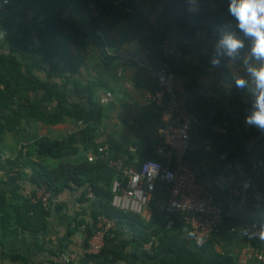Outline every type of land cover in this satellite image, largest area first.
Returning a JSON list of instances; mask_svg holds the SVG:
<instances>
[{
  "label": "crops",
  "instance_id": "1",
  "mask_svg": "<svg viewBox=\"0 0 264 264\" xmlns=\"http://www.w3.org/2000/svg\"><path fill=\"white\" fill-rule=\"evenodd\" d=\"M65 1L61 24L63 33L53 59L62 78L55 79V82L63 84L68 79L69 102L85 110L90 108L89 97L93 95L102 108L101 118L94 121L93 126L74 118H68L58 125L35 119L27 134L5 133L0 143V190L7 191L10 196L16 184H19L24 196L32 195L35 189L32 166L40 161L36 154L32 155L33 144L38 138L63 140L73 134L78 135L77 152L65 161L75 164L84 160L97 161L94 143L98 146L108 143L112 150L111 157L115 158L126 154L135 156L138 151L131 152L130 148L137 147L138 150L137 145L143 139L156 141L159 116L157 110L147 104V100L154 88V70L150 67L155 69L162 60L160 46L164 38L171 39L184 49L183 55L173 60L171 66L177 78L176 90L185 98L189 110L198 114L206 110L218 112L221 108L233 109V117L239 123L234 127V134L238 136L234 143L230 140L233 136L230 132L226 135L197 133L198 146L203 153L197 165L201 182L211 187L218 198H223L234 182V174L228 171L227 165L235 155H241L252 164L264 160V130L255 123L246 122V117L258 110L255 95L259 94L248 69H258L264 60L252 55L254 38L246 36L238 24L233 26L238 30L226 27L223 30L219 22H214L220 0H191L175 10L171 4L176 0H172L169 4L164 3V16L162 14L156 22L150 21V15L163 0H128V5L137 11L135 15L113 7L111 0ZM207 3L210 4L209 8H206ZM23 4L14 5L4 13L13 20L11 26H14V31H18L21 22L17 11H21ZM90 4L96 8L97 15L93 14ZM27 6L32 8L31 4ZM27 15L28 20L37 26L30 36V41L37 46L38 30L43 27L45 14L39 9H30ZM229 32L243 42L234 59L226 55L225 49L217 50L219 40ZM4 41V37L0 36V54L6 50ZM148 50L151 55L147 54ZM213 59L218 60L219 64L213 65ZM39 74L41 77L44 75ZM237 78L246 81L244 88L236 87ZM237 101H243L246 107L236 110ZM80 121L83 122L82 126L79 125ZM84 129L93 132H88L84 137L80 133ZM58 162L50 159L43 161V164L55 168ZM71 186L62 188L56 196H52L45 232L36 236L13 227L3 231L0 229V264H64L59 257L64 253L77 254L75 263H80L94 236L87 238L86 225L91 221V211L98 209L99 203L92 194L81 201L84 188ZM158 205L154 199L151 206L141 213L147 224L154 221V208ZM108 240L110 249L123 251L124 254L108 264H127L133 249L132 246L123 248L132 243L133 233L128 227L116 223ZM246 248L240 253L235 252L240 262ZM216 249L222 251L218 245ZM12 255L18 258L12 259ZM82 264L97 263L85 261Z\"/></svg>",
  "mask_w": 264,
  "mask_h": 264
},
{
  "label": "trees",
  "instance_id": "2",
  "mask_svg": "<svg viewBox=\"0 0 264 264\" xmlns=\"http://www.w3.org/2000/svg\"><path fill=\"white\" fill-rule=\"evenodd\" d=\"M6 1L9 2L6 10L14 5L24 4L21 11H17V17L20 16L21 18L18 31H14V26H11L13 20L7 18L4 15L5 12L0 14V36L4 37L6 44L5 52L0 54V143L3 135L7 132L27 134L35 119L45 124L58 125L64 123L68 118H74L81 119L93 126V122L99 120L102 115V108L93 99V95L89 97L90 108L85 110L80 105L69 102L70 82L68 79L63 84L55 82V79L62 78L58 72V67L53 63V59L56 56L55 49L59 46L63 33L61 24L66 1L60 0L55 3L49 2L50 0ZM190 2L191 0H176L171 4V7L175 10ZM229 3L230 0H220L217 4L214 22H219L218 25L223 26V30L225 27L230 28V30H238L233 27L238 24V21L229 13ZM30 4L32 8L27 6ZM209 7L210 4L207 3L206 8ZM30 9H39L45 14L43 27L38 30L39 42L37 46L30 41L34 29H37V26L28 20L27 14ZM180 50L183 54V47ZM160 57L162 56L160 55ZM39 73H44V75L41 77ZM237 102L239 104H236L238 106L236 110L246 107L243 101ZM48 108L50 111H47ZM231 111L233 109L225 108H221L218 112L200 111L198 117L203 126L198 131L199 134H212V127L223 125L228 132L233 134L230 140L234 143V140L238 138L234 134V127L239 123L233 117L234 112ZM88 132H93V130L86 131L84 129L80 131L84 137ZM77 141L78 135L73 134L63 140L42 137L34 142L32 155L36 154L37 159L40 160L32 166V183L35 185V189L31 196H24L19 184H16L10 196L7 191L0 190V229L2 231L13 227L22 233L36 236L45 232L48 227L47 219L51 208L46 209L41 202H33L32 199L36 196V191L45 185L51 195L56 196L63 190L62 188H72L71 185H73V188L74 186L79 189L84 188L81 193V201L87 195L92 194L99 203L98 209L91 211V221L86 225L85 231L88 239L94 235L98 219L101 216L115 221L120 226L128 227L133 233L132 243L123 248L132 246L133 249L127 264H242L235 252L242 251L247 246L248 236L246 232H240L242 227L239 219L234 218L233 222L229 220V224L222 234L213 237L210 242L202 247H195L184 237L182 233L184 223L178 214L175 215L172 226H169L165 212L157 206L154 208V221L147 224L142 219V215L125 213L113 207V182L115 179L122 181L125 179L112 170L113 168L107 162L99 158L100 146L93 144V151L97 155L96 162L87 160L77 164L65 162L77 152ZM154 142L147 138L141 140L137 145L138 153L135 156L130 155V161L126 167L132 166L138 169L144 161L156 159L151 151ZM110 151H112L111 147ZM28 155L31 156V153ZM236 157H239L249 168L252 167L253 164L241 155H235L232 161ZM202 158V148L198 146L191 156L193 165L197 167ZM50 159L59 160L57 167L52 168L43 164V161ZM255 164L257 165L256 170H259L263 168L264 160ZM220 196L224 195L220 194ZM167 197L165 186L158 184L155 202L165 203ZM219 199L225 204V196ZM225 206L227 209V205ZM241 220L264 225V208L263 210H254L249 215L244 214ZM233 227H236L238 232H232ZM108 238L109 236L106 237L105 247L100 254H85L78 264L85 261L108 264L122 258L124 256L123 251L119 252L108 247ZM147 244L151 247L150 251L146 249ZM217 245L221 247V252L217 251ZM58 254L60 253L58 252ZM15 257L18 258L15 255L11 256L12 259ZM246 264L263 263L257 260H249Z\"/></svg>",
  "mask_w": 264,
  "mask_h": 264
},
{
  "label": "built area",
  "instance_id": "3",
  "mask_svg": "<svg viewBox=\"0 0 264 264\" xmlns=\"http://www.w3.org/2000/svg\"><path fill=\"white\" fill-rule=\"evenodd\" d=\"M172 0H163L156 6L150 15V21L156 22L165 11V4ZM128 0H111L113 7H119L129 14L137 11L128 5ZM165 3V4H164ZM9 2L0 0V14L6 11ZM91 9L94 15L98 12L93 4ZM151 47V45H149ZM162 60L154 70V88L148 96L147 104L154 107L159 113L161 127L157 131V139L152 145V152L156 159L144 161L140 168L126 167L130 161L128 154L111 157L108 143L100 146L99 158L107 162L119 176L125 179H115L113 182L112 205L125 213H141L151 206L155 199L158 184H163L168 194L165 203L158 202V208L165 212L169 226H172L175 215H180L184 223L183 235L195 247H202L210 240L222 234L229 220H240L242 230L247 233V250L241 258V263L257 260L264 264V240L259 233L264 225L241 220L243 215H249L254 210L264 208V166L256 170L257 165L251 168L239 157L227 165L228 171L234 174V182L227 189L225 204L220 201L211 187L201 182L197 167L193 165L191 156L198 147L197 133L202 128L198 114L191 112L185 98L176 90V74L171 63L183 54L180 46L167 38L161 43ZM148 55L151 52L147 51ZM106 100V99H105ZM104 100V101H105ZM82 126L83 122H79ZM213 134L228 133L221 126L212 127ZM136 152L137 147L130 148ZM51 193L42 185L32 199L34 203L41 202L50 208ZM227 205V209L226 206ZM233 222V221H232ZM115 221L101 216L94 236L89 241L86 251L90 255H98L105 247L106 237L115 226ZM232 232H238L236 227ZM147 250H151L149 244ZM64 264L76 261L77 254L64 253L60 255Z\"/></svg>",
  "mask_w": 264,
  "mask_h": 264
},
{
  "label": "clouds",
  "instance_id": "4",
  "mask_svg": "<svg viewBox=\"0 0 264 264\" xmlns=\"http://www.w3.org/2000/svg\"><path fill=\"white\" fill-rule=\"evenodd\" d=\"M228 11L238 21V27L243 30L246 36L254 38L252 55L258 60H264V0H230ZM243 47V42L236 39L232 34H226L217 44V50L225 49L226 55L235 58L238 49ZM213 65L219 64L216 59L212 60ZM256 82L259 94L255 95L256 111L246 117L248 124L258 125L264 130V64L258 69H248ZM246 81L242 78L236 79V87L244 88ZM246 234V233H245ZM259 238L264 240V230L259 233Z\"/></svg>",
  "mask_w": 264,
  "mask_h": 264
},
{
  "label": "rangeland",
  "instance_id": "5",
  "mask_svg": "<svg viewBox=\"0 0 264 264\" xmlns=\"http://www.w3.org/2000/svg\"><path fill=\"white\" fill-rule=\"evenodd\" d=\"M245 248H246V247H245ZM246 250H247V248H246ZM242 251H245V249L243 248Z\"/></svg>",
  "mask_w": 264,
  "mask_h": 264
}]
</instances>
